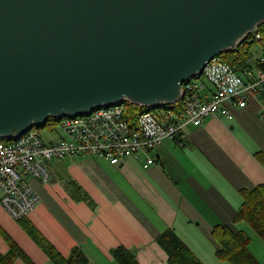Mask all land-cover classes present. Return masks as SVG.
<instances>
[{
	"label": "water",
	"instance_id": "water-1",
	"mask_svg": "<svg viewBox=\"0 0 264 264\" xmlns=\"http://www.w3.org/2000/svg\"><path fill=\"white\" fill-rule=\"evenodd\" d=\"M264 21V0H0V136L182 85Z\"/></svg>",
	"mask_w": 264,
	"mask_h": 264
},
{
	"label": "crops",
	"instance_id": "crops-1",
	"mask_svg": "<svg viewBox=\"0 0 264 264\" xmlns=\"http://www.w3.org/2000/svg\"><path fill=\"white\" fill-rule=\"evenodd\" d=\"M257 152L264 153V89L234 108L232 119L207 118L164 140L148 168L133 158L119 166L89 155L51 160L49 181L29 180L39 201L26 219L61 255L78 248L89 264H117L110 250L120 245L139 264H168L156 241L167 229L203 264H228L216 258L219 244L211 231L221 224L246 230L233 218L240 190L264 184ZM0 228L35 264H53L1 203ZM8 249L0 235V252ZM13 264L25 262L16 258Z\"/></svg>",
	"mask_w": 264,
	"mask_h": 264
},
{
	"label": "built area",
	"instance_id": "built-area-1",
	"mask_svg": "<svg viewBox=\"0 0 264 264\" xmlns=\"http://www.w3.org/2000/svg\"><path fill=\"white\" fill-rule=\"evenodd\" d=\"M261 37L260 32L255 33L256 39ZM261 41L264 43L263 37ZM256 58L264 64L262 48ZM201 78L212 87L203 98L198 95L205 86ZM263 85L262 69L242 76L215 56L199 78L191 77L183 83L182 111L176 112L169 105H144L135 113H127L122 102L57 119L58 138L49 143L33 126L16 138L0 136V203L13 219L26 217L39 201L29 180L49 181L48 162L65 155L102 157L116 166L126 159H143V167L148 168L156 162L154 150L164 140L173 138L188 125L202 124L207 118L232 119L233 109L245 107L263 90Z\"/></svg>",
	"mask_w": 264,
	"mask_h": 264
},
{
	"label": "trees",
	"instance_id": "trees-1",
	"mask_svg": "<svg viewBox=\"0 0 264 264\" xmlns=\"http://www.w3.org/2000/svg\"><path fill=\"white\" fill-rule=\"evenodd\" d=\"M257 32H260L264 38V21L258 25ZM261 38L256 39L254 34L248 33L237 46L220 52L216 57L222 62L227 63L235 72L242 76H246L247 72H251L254 75L256 69H262L264 71V64L256 56L254 57L253 54V47L256 43L259 47L261 46L260 49L262 48L264 52V43H262ZM211 90L212 87L205 81V86L198 91V95L200 98H203ZM123 103L127 107V113L129 111L135 113L136 109L140 110L144 106L128 101H124ZM183 106L184 102L180 97L176 102L169 105L168 108L179 112L183 110ZM56 123V118L49 117L46 120L45 126L53 127ZM34 127L38 130V126ZM50 141L52 140L48 142L44 140L46 143ZM256 157L264 166V153L257 152ZM76 188L79 189V186L76 185ZM240 194L242 196V203L234 215L233 222H245L250 230H254L264 243V184H258L251 189H241ZM84 196L86 195L84 194ZM17 221H19L22 228L37 243L53 264H89L88 258L80 249L73 248L70 254L64 257L26 217ZM0 235L9 246L6 253L0 252V264H13L16 258L22 259L25 264H35L1 228ZM211 236L219 244V248L215 252L217 259L228 264H264L250 250L249 245L252 239L246 230L240 229L233 232L227 225L221 224L213 227ZM156 241L167 253L168 264H203L188 246L177 237L172 229H167L160 233ZM110 254L117 264H139L134 252L122 245L112 248Z\"/></svg>",
	"mask_w": 264,
	"mask_h": 264
},
{
	"label": "rangeland",
	"instance_id": "rangeland-1",
	"mask_svg": "<svg viewBox=\"0 0 264 264\" xmlns=\"http://www.w3.org/2000/svg\"><path fill=\"white\" fill-rule=\"evenodd\" d=\"M254 50V57L258 55V51L260 50L259 45L256 43L253 47ZM202 81H205L203 78H201ZM37 127V126H36ZM38 131L42 137L43 140L48 142L49 140H55L58 137V132H59V126L58 123L54 124L53 127L51 126H38ZM246 230H248L249 235L251 236V243L249 245L250 250L257 256L259 257L263 263H264V243L263 241L258 237L256 232L251 231L248 229V225H244ZM253 236V237H252Z\"/></svg>",
	"mask_w": 264,
	"mask_h": 264
},
{
	"label": "bare ground",
	"instance_id": "bare-ground-1",
	"mask_svg": "<svg viewBox=\"0 0 264 264\" xmlns=\"http://www.w3.org/2000/svg\"><path fill=\"white\" fill-rule=\"evenodd\" d=\"M257 28H258V25L257 26H255V27H253L250 31H249V33H251V34H254L255 35V33L257 32ZM209 62V61H208ZM198 78L200 77V76H197ZM98 108H100V107H98ZM29 130H27V131H25V132H28ZM24 132V133H25Z\"/></svg>",
	"mask_w": 264,
	"mask_h": 264
}]
</instances>
